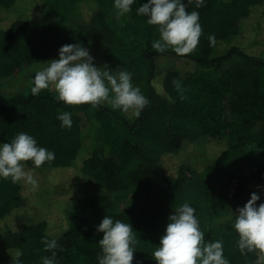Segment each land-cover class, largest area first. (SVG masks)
I'll return each instance as SVG.
<instances>
[{
  "label": "trees",
  "instance_id": "obj_1",
  "mask_svg": "<svg viewBox=\"0 0 264 264\" xmlns=\"http://www.w3.org/2000/svg\"><path fill=\"white\" fill-rule=\"evenodd\" d=\"M115 0H0L6 21L0 26V83L25 67L59 55L64 45H90L115 73L133 71L132 83L149 103L140 111L124 112L103 103L68 106L49 88L33 96L19 93L0 103V145L24 132L55 159L25 170L70 169L80 165L87 187L76 192L62 184L59 190L39 193L23 181L0 178V264H42L43 238L58 244L56 264H99L102 254L93 224L69 225L75 207L110 194H130L132 201L107 214L130 223L136 243L132 264H157L152 254L165 234L169 216L184 203L195 209L205 241L221 240L230 264H255L256 255H242L233 228L236 210L256 193L264 203V0H183L187 10L199 13L202 35L189 55L168 49L158 53L151 45L157 26L138 15L127 24L112 22ZM148 0H134L139 8ZM77 9L84 25L68 27L56 15ZM215 37L210 45L209 36ZM177 58L194 68L189 77L206 96L203 104L185 97L173 81L176 70H163L160 59ZM239 58L243 66L225 78L217 71ZM96 110L99 142L85 134L82 114ZM71 114L72 127L62 128L58 116ZM230 119L229 132L203 146L194 143L195 120L221 124ZM252 142L257 155L244 171L245 150ZM73 187V186H71ZM64 190V191H62ZM69 192V195L67 193ZM228 204V223L209 205ZM59 218L62 219L60 222ZM65 221V223H64ZM68 223V225H67ZM2 224V225H1ZM17 253H20L18 256Z\"/></svg>",
  "mask_w": 264,
  "mask_h": 264
},
{
  "label": "clouds",
  "instance_id": "obj_2",
  "mask_svg": "<svg viewBox=\"0 0 264 264\" xmlns=\"http://www.w3.org/2000/svg\"><path fill=\"white\" fill-rule=\"evenodd\" d=\"M190 2V0H189ZM134 0H115L114 7L118 15L132 10ZM204 0H196L200 8ZM138 15L147 17V24L157 26L160 38L151 45L158 53L172 50L178 56L191 54L198 46L202 35L199 13L189 12L183 0H148L136 9ZM210 45H215V37H208ZM47 67L35 73L31 88L33 96L41 90L54 87L58 101L68 106L91 105L97 107L103 103L113 109L124 112L140 111L149 103L138 87L132 83V74L127 70L113 72L107 65L96 67L89 51L80 44L64 45L59 49V59L47 62ZM180 89L179 81H173ZM62 128H71V114H60ZM55 159V153L39 147L37 141L29 134L20 132L8 143L0 145V178L13 183L24 181L32 189L38 188V182L31 170H25V162H33L35 168ZM260 197L256 193L235 214L233 228L238 234V249L242 255L254 253L255 264H264V203L257 207ZM165 234L152 257L157 264H230L224 257L221 240L205 241V234L195 215V209L184 203L169 216ZM96 231L103 233L98 244L102 254L99 264H132L133 245L136 243L134 230L130 223H124L106 215ZM45 252L50 257H42V264H56L55 239L46 237L41 241ZM19 256L20 253H17Z\"/></svg>",
  "mask_w": 264,
  "mask_h": 264
},
{
  "label": "rangeland",
  "instance_id": "obj_3",
  "mask_svg": "<svg viewBox=\"0 0 264 264\" xmlns=\"http://www.w3.org/2000/svg\"><path fill=\"white\" fill-rule=\"evenodd\" d=\"M137 16V12L134 8L124 15H118L114 13L111 15L112 22L118 24H127L134 20ZM56 18L64 25L68 27L81 26L84 25V18L81 16L77 9H74L68 13H59ZM6 21L5 17L0 13V26ZM264 32V24H263ZM160 38V33L157 28L155 41ZM89 51V54L93 58L94 65L96 67L102 68L107 65L102 56L94 53L90 45L84 46ZM58 60L59 55H52L45 61L37 63L32 66H27L18 75H14L0 83V103L7 100L8 98L19 94H27L31 91L34 86L32 81L34 80L35 73L43 68L47 67V62L51 60ZM108 66V65H107ZM243 66V60L239 58H233L226 62L218 71L217 75L219 77H226L233 70ZM109 67V66H108ZM160 67L163 70H176L182 76V83L180 86V92L187 97L190 101L197 104H203L206 101V96L197 85L191 84L189 77L192 75V70L194 69L186 60L177 58H162L160 59ZM133 74V71L130 72ZM52 92H55L54 87H49ZM84 119L83 127L85 134H89L93 137L94 141L99 142L101 137V130L96 121V110L90 109L89 111L82 114ZM231 122L230 119H225L221 124L207 123L201 120H195L192 124V131L194 137V143L197 146H203L207 142H211L223 135H227L229 132L228 125ZM257 155V149L255 145L250 141L247 143L245 150L244 159V171L249 172L251 169V162ZM34 178L40 186L37 190L39 193L48 191L52 189L53 191L59 190L62 184L70 185V190L74 194L83 188L87 187V180L79 178L80 165H77L70 169H48V170H35ZM25 189H31V185H27L23 181ZM73 186V187H71ZM88 188V187H87ZM64 191V190H62ZM68 195L69 192L67 191ZM132 201V196L130 194H106L102 197L96 198L91 201H85L78 204L72 217L69 220V225L84 223L86 225L93 224L97 219L105 217L107 214L117 211L121 205L128 204ZM211 211L215 214H223L228 209V204L224 202H214L209 205ZM58 220L61 222L62 219ZM220 225L228 223L230 216L221 215L218 219ZM65 223V221H64ZM2 225V224H1ZM68 225V223H67ZM0 255H4L1 254Z\"/></svg>",
  "mask_w": 264,
  "mask_h": 264
}]
</instances>
